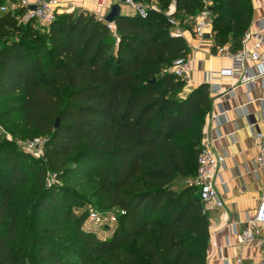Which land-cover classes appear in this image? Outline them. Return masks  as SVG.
<instances>
[{
    "label": "trees",
    "instance_id": "obj_1",
    "mask_svg": "<svg viewBox=\"0 0 264 264\" xmlns=\"http://www.w3.org/2000/svg\"><path fill=\"white\" fill-rule=\"evenodd\" d=\"M134 1L160 10L120 14L115 32L87 11L59 13L45 27L22 21L24 7L0 11V124L43 140L38 158L0 140V264H205L208 216L185 180L196 172L211 91L201 83L185 92L170 71L188 46L171 36L164 11L173 6L190 30L207 9L212 49L233 53L252 0ZM90 175L98 204L116 211L104 238L84 227L90 209H75L83 197L58 182ZM28 182L36 195L24 242L11 199Z\"/></svg>",
    "mask_w": 264,
    "mask_h": 264
},
{
    "label": "crops",
    "instance_id": "obj_2",
    "mask_svg": "<svg viewBox=\"0 0 264 264\" xmlns=\"http://www.w3.org/2000/svg\"><path fill=\"white\" fill-rule=\"evenodd\" d=\"M59 1L63 6L73 5L70 12L87 11L97 17L106 16L110 10L97 7L96 0ZM252 4L250 27L257 28V19L264 15V4L263 0H252ZM1 5L15 10L18 0H4ZM120 14L136 15L125 4L120 5ZM176 28L187 42V55L194 59L189 88L207 83L211 91V107L205 118L201 144L225 157L214 180L222 205H216L213 200L203 203L209 230L205 264H238V258L243 264H249L264 255L263 236L246 245L239 240L247 220L255 215L262 191V181L254 162L258 153L254 131H264V78L243 83L242 73L238 70L228 73L234 68L232 52L225 54L219 51L220 47L213 50L211 34L198 41L191 30H182L181 26ZM262 68L261 64L247 61L245 73L251 75Z\"/></svg>",
    "mask_w": 264,
    "mask_h": 264
},
{
    "label": "built area",
    "instance_id": "obj_3",
    "mask_svg": "<svg viewBox=\"0 0 264 264\" xmlns=\"http://www.w3.org/2000/svg\"><path fill=\"white\" fill-rule=\"evenodd\" d=\"M95 4L97 7L105 9H109L113 4H125L135 10L136 14L140 17H145L147 13L143 5L134 0H96ZM19 6L26 9L22 21L25 22L33 19L42 27L49 25L59 13H69L70 10H73V5L70 4L69 6H63L59 0H35L34 2L31 0H18V7ZM30 6H34V9H29ZM171 7L165 12L169 17V22L174 27L170 34L171 36L177 35L183 37L182 32L176 28V20L174 17H171V14L174 11V8ZM150 9L158 10L153 7ZM0 10L6 11L8 8L5 5H1ZM209 14L210 13L207 9H203L193 18L194 24L191 32L193 37L198 41H202L205 38L206 33H210L211 31ZM98 18L104 21L103 16H99ZM256 22L257 28L249 27L245 31L241 40V47L237 51L230 53L226 46L219 48V51L224 52L225 54L230 53L233 59L234 68L230 69L228 73L231 74L234 69L238 70L242 73L241 79L243 83H251L257 78H264V15L259 17ZM105 23L111 31L115 32V26L113 23ZM247 61L261 64L263 68L257 73L251 75L246 74L245 68ZM193 65L194 59L191 56L186 55L176 58L170 68V71L176 77L183 80L185 89H188L192 82L191 72L193 70ZM221 114L224 113L221 112ZM2 132L3 127L0 124V133ZM254 137L258 145V153L254 162L262 181V191L254 217L247 220L246 227L239 233V240L242 245L254 243V241L260 236L264 237V131L255 130ZM42 143V139H34L24 143L23 148L32 152V154L36 156L39 151H41L39 148ZM224 160L225 157L223 155L216 153L208 146H203L197 157L195 174L185 180L186 185L197 189L203 203L213 200L216 205H222V202L218 199V192L214 180L217 174V169L223 164ZM51 181H53V176ZM88 216L94 222H100L103 220V217L93 210L89 211ZM110 219L116 221V212H114L113 216H110ZM237 263L243 264L241 258H238ZM249 264H264V255L260 259L250 261Z\"/></svg>",
    "mask_w": 264,
    "mask_h": 264
},
{
    "label": "rangeland",
    "instance_id": "obj_4",
    "mask_svg": "<svg viewBox=\"0 0 264 264\" xmlns=\"http://www.w3.org/2000/svg\"><path fill=\"white\" fill-rule=\"evenodd\" d=\"M143 7L146 9V11L151 7L160 10L159 5L155 1H150L147 4H143ZM133 11H134V13H136L135 10H133ZM166 11H168V10H166ZM166 11H164V12H166ZM209 17L211 20L212 15L209 14ZM175 20L177 22V27L180 29V26H181V28L183 30L184 29V27L182 26L183 22L180 23L179 19H175ZM190 23L193 27L194 19H192L190 21ZM210 33H211V31H210ZM211 37H212V34H211ZM224 46H226V45H224ZM16 120L17 119H15L12 122V125L15 126L17 124ZM2 127H3V132L0 133V140H7L8 142H14L16 145L21 146V147H23L24 143H26L27 141H32L34 139H42L39 137L25 138V136H22V135L20 136V135L11 133L10 131H9L10 132L9 133L7 131L8 130L7 127H10V125H7L6 128H5V126H2ZM41 147H42V144L40 145L39 150L41 149ZM41 155H42V151H39V153L34 157L38 158V157H41ZM45 180L46 181L52 180V175L49 172L46 174ZM58 182L60 184H66L67 186L73 188L74 190H76L78 192V194L81 196V198L83 197V199L81 200L82 203L80 204V202H79L78 206H75L76 210H77V207L78 208H84V209H90V210H93L94 212H96L98 215L103 217L102 221L94 222L88 216L85 220L84 227L94 229L99 238H104V237L109 236L111 234V232L113 231L115 224H116V221L111 220L110 216H113L114 212H116V211H114L113 209L105 208L104 206H102V205L100 206L98 204L97 198L94 196V193H95L96 188L99 185V181L94 176L90 175V176H86V177H84V176L75 177L74 179L69 180V181L58 180ZM35 195H36V189L34 188V184H32L31 182H28V183L24 184L23 186H21L13 194L12 199H11L12 212L16 215V217H18V220L20 221L18 236H19V238H22L24 242L28 238V236H27V233H28L27 219L25 218V215H26V213H28L27 215H29L32 212L31 211L32 210L31 205L33 203ZM32 235L33 234L31 233V236ZM68 240H70V239H68ZM26 244H27V242H26ZM19 248L21 249V251H27L28 250L27 246H22Z\"/></svg>",
    "mask_w": 264,
    "mask_h": 264
},
{
    "label": "water",
    "instance_id": "obj_5",
    "mask_svg": "<svg viewBox=\"0 0 264 264\" xmlns=\"http://www.w3.org/2000/svg\"><path fill=\"white\" fill-rule=\"evenodd\" d=\"M29 9H34V6H30ZM120 15V5L119 4H113L110 7V10L106 16H104V21L108 23H113L114 19ZM210 33H206L205 37H209ZM151 81H154L152 79ZM59 119L57 118L55 121V128L58 127ZM38 148V147H36Z\"/></svg>",
    "mask_w": 264,
    "mask_h": 264
}]
</instances>
